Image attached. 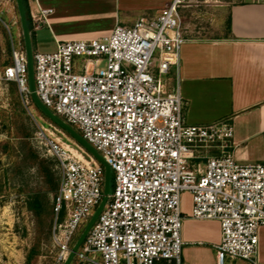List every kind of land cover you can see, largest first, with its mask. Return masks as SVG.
I'll list each match as a JSON object with an SVG mask.
<instances>
[{
    "label": "built area",
    "instance_id": "2783aa9c",
    "mask_svg": "<svg viewBox=\"0 0 264 264\" xmlns=\"http://www.w3.org/2000/svg\"><path fill=\"white\" fill-rule=\"evenodd\" d=\"M196 3L173 0L157 16L119 24L108 36L59 42L53 53L34 52L39 99L114 174V190L74 264H185L184 193L193 196L192 219L220 223L217 264H259L264 160L236 159L228 121L189 125L179 81L174 89L165 79L179 68L188 41L181 12ZM53 12H30L32 32ZM12 44L13 63L2 79L15 83L30 103L25 48ZM48 147L61 170L52 241L55 264H64L103 199L105 171L76 143L52 141Z\"/></svg>",
    "mask_w": 264,
    "mask_h": 264
},
{
    "label": "crops",
    "instance_id": "0c3cea01",
    "mask_svg": "<svg viewBox=\"0 0 264 264\" xmlns=\"http://www.w3.org/2000/svg\"><path fill=\"white\" fill-rule=\"evenodd\" d=\"M173 0H141L143 10L157 16ZM5 0H0L3 5ZM30 12L52 9L46 24L33 30L56 43L91 40L110 35L117 25L132 26L142 16L122 14V0H28ZM221 37L196 40L187 36L179 68L172 74L182 85L187 122L233 127L234 155L244 163L264 160V0H220ZM151 12V11H150ZM184 19V17H183ZM17 26V22L13 21ZM19 38L22 31L19 29ZM57 49V47H56ZM55 49V50H56ZM175 72V73H174ZM171 74V75H172ZM183 196V213H188ZM187 264H217L221 242L217 221L185 220L183 231ZM259 264H264V227L259 232ZM229 264H249L234 260Z\"/></svg>",
    "mask_w": 264,
    "mask_h": 264
},
{
    "label": "rangeland",
    "instance_id": "374dc122",
    "mask_svg": "<svg viewBox=\"0 0 264 264\" xmlns=\"http://www.w3.org/2000/svg\"><path fill=\"white\" fill-rule=\"evenodd\" d=\"M140 1L122 0V14L129 13V9H132L134 16L155 12L143 10ZM219 1L198 0L194 6L182 10L187 36L196 40L222 36ZM13 21L17 22V26ZM19 29L21 30V25L16 2L5 0L4 4L0 5V264H28L32 252L30 264H55L57 249L52 241L53 210L60 186L61 170L48 145L52 141L71 146H74V143L67 134L38 111L32 100L30 103L23 100L15 83L2 79L5 68L12 62V40L16 48H20V43L24 47L23 37L18 36ZM43 32L39 31L37 34V46L36 37L34 38V51L55 52L56 43ZM165 79L170 81L172 88H176L174 74ZM179 86L186 102L182 85ZM187 109L186 106L185 118ZM56 183L58 190L53 192L52 188ZM111 188L112 193L113 173ZM183 196L189 204V212L184 214L188 219L193 213V196L190 193H184ZM33 197L40 198L45 204L42 218L29 209V201ZM86 226L87 224L82 227L76 241ZM184 250L185 246L183 260L187 264Z\"/></svg>",
    "mask_w": 264,
    "mask_h": 264
},
{
    "label": "water",
    "instance_id": "95a60500",
    "mask_svg": "<svg viewBox=\"0 0 264 264\" xmlns=\"http://www.w3.org/2000/svg\"><path fill=\"white\" fill-rule=\"evenodd\" d=\"M19 20L22 30V37L24 41V48L27 56L28 61V82L29 88L31 92V99L34 106L38 109V111L50 120L55 126L61 129L65 134H67L71 140L80 146L85 152L90 154L91 156L95 157L104 167L105 171V180H104V195L101 203L99 204L98 208L95 210L93 216L87 223L84 231L82 232L81 236L75 242L74 246L71 249V252L65 261L64 264H73L76 254L85 242L86 238L88 237L90 231L94 227L96 221L98 220L100 214L103 212L111 194V180H112V171L110 166L106 163V161L100 156V154L91 146L72 126L67 124L64 120L54 114L49 108H47L42 101L39 99L36 89H35V78H34V44H33V37L32 32L29 26L28 16L24 4V0H15Z\"/></svg>",
    "mask_w": 264,
    "mask_h": 264
},
{
    "label": "trees",
    "instance_id": "16d2710c",
    "mask_svg": "<svg viewBox=\"0 0 264 264\" xmlns=\"http://www.w3.org/2000/svg\"><path fill=\"white\" fill-rule=\"evenodd\" d=\"M24 4H25L27 16H28L29 26H30V29H31V32H32V26H31V21H30V7H29L28 0H24ZM32 37H33V41H34V33L33 32H32ZM12 63H13V60H12L10 65H12ZM43 172H45V175L48 176V173L45 170H43ZM57 190H58V184L56 183L53 186L52 191L55 192ZM29 209L32 212H34L39 218H42V215H43V213L45 211V204L40 198L33 197L29 201ZM53 215H54V210H53ZM31 254L33 255V252ZM32 255L29 256V258H28V264H30V261H31V259L33 257Z\"/></svg>",
    "mask_w": 264,
    "mask_h": 264
}]
</instances>
